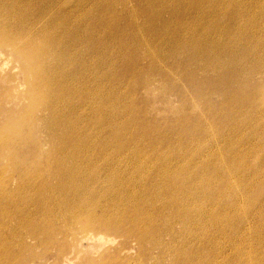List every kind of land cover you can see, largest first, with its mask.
<instances>
[{
  "label": "rangeland",
  "instance_id": "obj_1",
  "mask_svg": "<svg viewBox=\"0 0 264 264\" xmlns=\"http://www.w3.org/2000/svg\"><path fill=\"white\" fill-rule=\"evenodd\" d=\"M2 1L3 14L13 7L46 15L37 39L47 38L50 71H41L48 84L43 78L36 96L52 111H35L45 122L14 144L17 155L0 157V264H186L201 248L200 262L222 264L215 252L229 254L235 237L257 243L264 116L250 122L231 113L249 110L245 94H253L248 115L264 109V90H254L264 74L253 87L247 66L240 90L227 85L225 66L246 63L245 50L264 44V0ZM9 54L0 62V130L22 123L31 105L30 82ZM19 164L53 183L70 175L103 185L115 179L129 197L122 222L112 221L118 231L88 232L69 213L70 195L49 200L36 183L21 189ZM133 201L140 213H132ZM111 211L107 205L106 219ZM254 254L252 264H264V250Z\"/></svg>",
  "mask_w": 264,
  "mask_h": 264
},
{
  "label": "bare ground",
  "instance_id": "obj_2",
  "mask_svg": "<svg viewBox=\"0 0 264 264\" xmlns=\"http://www.w3.org/2000/svg\"><path fill=\"white\" fill-rule=\"evenodd\" d=\"M29 5L30 4L25 6H29ZM3 7H9V6L8 5L4 6L3 1L0 0V62L5 61L4 56L6 55V53L7 54L11 53L9 55H14L16 60L20 61L21 63L23 78L28 82H30L28 84L29 90L27 96L28 99H30L31 105L29 108L30 110L27 112V118L26 119L23 118L24 120L21 119L23 120L22 123L16 121L14 125L13 124L10 125L7 129L0 130V137H1L0 143H3L2 144L3 152L1 153L0 150V157L2 158L5 157L3 153L7 152L8 154H10L9 157L11 158L19 153L18 151L15 150L14 144H19V142L21 144L22 143L25 144L24 140L25 139L27 140L32 135L33 132L37 131L38 129L37 123L42 125V123L45 122L46 119L44 118L45 114L43 119L41 121H38L37 117L33 116L35 115V111L37 112L38 109L43 110L44 108H47L45 113L52 111L51 105H47V102L42 104L39 97H37L38 96L37 94H39L42 90L41 85L39 84L43 82V78L46 80V76H43L40 73L43 70L46 71H50V70L48 69V66H46L47 61L44 60V58H46V55L48 53L47 45L44 42V39L47 38L45 37L43 40H41V38L39 40L37 39L39 36L42 37V35L45 34L44 30L38 29V27L41 28V24L45 23L46 15L42 13L36 17L33 15L31 16V14L28 13L26 9L19 10L18 13H15L13 12V7H10L11 10H7L6 14H3L1 12L4 9ZM54 14L55 13H52L51 16H53ZM49 15L47 20H50ZM11 21H13L12 24ZM24 22L28 23V24L26 23L27 25L25 27H24L25 25ZM17 24L18 26H16ZM27 26H29L28 29L26 28ZM15 27H18L21 31H19ZM37 40L39 42H37ZM245 54L249 58L246 63L240 61L235 63L236 65L227 64L225 66V69L230 74L228 75L229 81L227 82V85L230 87H234V86L241 87L240 90H242L245 87L244 84L240 83L241 82L240 78L241 76H244L245 74L248 73L246 72L247 66H249L250 69L252 68V70L249 78H245V79L247 81H250L252 84L254 83L256 78H258L261 74H264V44H261L258 49H253L249 51L245 50ZM7 60L8 59H6V61ZM4 64L5 63H3V65ZM46 84H48L47 80H46ZM258 86L259 87L254 88V90L262 92L264 90V86L262 85L263 88L262 86H260V84ZM253 87H256V84H253ZM237 92L240 91L237 90ZM237 94L238 93H236L235 95ZM242 95L243 94L241 93V96ZM252 97L253 94L251 95L245 94L244 98H242L243 103L248 104V106H250L249 110L248 109L243 110V108H241L240 110H234L231 114L236 116L247 117V119H250V122L251 121L254 122L256 119V115L258 114L264 116V109L257 114L256 112H254L253 113L254 115L252 113L248 115L249 111L251 110L252 103H247V101H250ZM31 110L34 111L31 112ZM263 116L261 118H263ZM242 122L238 124L237 127L244 125V123ZM26 157L27 156H24L23 159H25ZM38 166H40V164ZM20 167L21 164H19L16 167L17 170H14V172L20 183L19 185L21 189L25 190L26 192H29L31 190V186L34 183H36L35 185L39 190V194L47 195L48 199L51 194H53L54 196V194L56 193L60 195L61 194L70 195V197H67L68 200L71 201L69 205H72L71 209H69V213H71V216L74 215V217H76L79 223H81L88 232L92 233L93 235H96V234H101L102 229H112L114 231H118L119 228H116V223H112V221L113 220L121 221L120 218L121 216H123V209H124L123 201L126 200L128 202L129 197H127L123 193V187L121 185L120 186L117 185V181L115 179L110 180L107 185H103L102 182L98 183L96 179L84 180L83 178H81L78 182H76L73 179V175L67 174L70 176H65V177L63 176L59 181L53 183L47 181L46 179H43L42 176L40 175H37L36 178H32L28 170H26L25 172L20 171L18 169ZM39 179L41 180L39 181ZM46 182H49L50 184H47ZM240 182H246V181L244 180ZM242 188L243 187L240 185L239 189ZM69 190H71V193L68 192ZM0 195H5V193H3L0 190ZM97 197H99L100 199L95 201V198ZM29 200H30V194L27 193V199L24 200V204L26 207ZM56 200L57 198L54 199V201ZM105 202H107V204H105ZM37 203H41V202H37ZM107 205L112 207V211L108 212L110 213L109 214L110 217L108 219H106L104 215L105 207H107ZM12 206H15V204L13 203ZM131 206L132 208H134L132 210V213H140V209H138V204H134L133 201L131 203ZM31 207L34 208L33 205H31ZM258 207L263 208L264 201ZM125 210H127V207L125 208ZM30 214L31 211L27 214V216H24L22 214L18 216L19 219L22 220L23 216L27 218ZM102 216L105 218L103 222L101 219ZM136 220H139V218H137ZM261 235H262L261 237L256 238L257 243L255 245L251 243L253 239H250L248 241V236L246 237L244 235L239 238L235 237V240L238 239V244H235L234 246H232V248H229L230 249L229 254L227 255L224 254V250H219L215 252V254L219 259L222 260V264H252L253 261L255 260L254 252H256L259 248L264 250V231L263 234ZM83 237L77 240V242H79L78 243L79 246L77 247V252H78L76 254L77 256L79 255L80 249L87 248V240L91 239L89 233H87V235H84ZM95 241L98 244L99 241L97 239H95ZM243 244H246L249 249L240 247ZM203 251L204 249L201 248L196 253L194 254L191 253L190 258L188 259L189 261L186 262V264H192V263L203 264L202 262L199 261L200 257H202L203 254L206 253V252L204 253Z\"/></svg>",
  "mask_w": 264,
  "mask_h": 264
}]
</instances>
